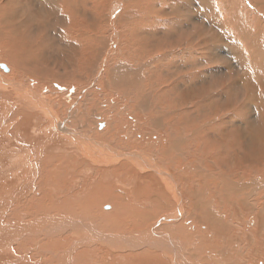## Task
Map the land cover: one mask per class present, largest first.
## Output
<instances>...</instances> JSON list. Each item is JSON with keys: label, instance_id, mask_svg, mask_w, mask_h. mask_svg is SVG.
<instances>
[{"label": "bare ground", "instance_id": "6f19581e", "mask_svg": "<svg viewBox=\"0 0 264 264\" xmlns=\"http://www.w3.org/2000/svg\"><path fill=\"white\" fill-rule=\"evenodd\" d=\"M0 53V264L60 199L63 264H264V0H0Z\"/></svg>", "mask_w": 264, "mask_h": 264}, {"label": "rangeland", "instance_id": "374dc122", "mask_svg": "<svg viewBox=\"0 0 264 264\" xmlns=\"http://www.w3.org/2000/svg\"><path fill=\"white\" fill-rule=\"evenodd\" d=\"M206 19H209L208 18V16L206 15ZM3 55L0 53V61H1V65H2V63H3V58H4V56L2 57ZM72 63V62H71ZM3 64H5V63H3ZM1 70L3 71L4 69H2L1 68ZM29 71V72H26V71ZM25 75H27V76H29V75H33L32 76V78H34V80L36 81L35 83H36V86H45V84H46V87H47V89H46V91L48 92V93H46V94H50V92H51V95H53V97L54 98H57L59 95H61L60 93H61V91H62V89H61V87L59 86V84H58V82H56V83H52V80H50L49 78H47V77H42V76H37V74L36 73H34V71H30V70H28L27 68H25L24 69V71H22ZM31 73V74H30ZM30 77V76H29ZM46 79V80H45ZM51 83H50V82ZM53 84H57V85H54L53 86ZM60 87V88H59ZM55 89V90H54ZM51 90V91H50ZM59 90V91H58ZM50 91V92H49ZM9 91H7V92H5V93H3L2 92V95H3V97H6V98H3L4 100L5 99H7V97L9 98L10 97V94L8 93ZM1 94V93H0ZM57 94V95H56ZM2 95H0V98L2 97ZM4 95H7V96H4ZM55 95V96H54ZM78 98H80V97H78ZM2 99V98H1ZM80 101V99L78 100V101H74V100H71V98H69V100H67V102H64V103H66L65 104V106L66 107H68V110H67V116H66V118L65 119H69V117H68V115L72 112V110L75 108V107H78L77 106V104H75V102H79ZM70 102V103H69ZM60 103V104H59ZM72 103V104H71ZM52 103H50V107L52 106L51 105ZM57 107L54 109L53 107H51V109L52 110H58L59 108V110H58V112H62L63 113V111H64V109H63V106H62V103L60 102V101H58L57 103ZM75 106V107H74ZM37 107H39V105H37ZM73 108V109H72ZM71 109V110H70ZM5 113H4V112ZM15 111H17V110H7L6 109V111H5V109H2V113L4 114V116H6V118H8V119H11V120H8V119H6V120H8V121H6L7 122V124L8 125H10V124H14L13 125V127H12V132H16V130H18L17 131V133L20 135V133H22L23 132V129H25L26 128V126L29 124V125H34V126H37L38 127V129L40 130V129H44V128H41V127H44L45 126V124L46 123H40V122H42V120L44 119V118H42L41 117V115H37V116H35V117H33V119L32 118H30L29 120H28V123H27V119L29 118V117H25V115H23V114H20L19 112L17 113L16 112V114H14L13 115V113H15ZM7 112V113H6ZM12 113V114H10V113ZM59 113L60 115L62 114V113ZM12 116V117H10V116ZM16 115V116H15ZM21 115H23L22 116V120H25V121H22L21 119H20V117L19 116H21ZM9 116V117H8ZM39 116V117H38ZM18 117V118H17ZM13 118V119H12ZM16 118V121H14V119ZM24 118V119H23ZM38 118H40L41 119V121L38 119ZM20 119V120H19ZM37 119V120H36ZM13 120V121H12ZM36 120V121H35ZM79 122L80 121H83V122H86L85 121V118L84 119H82V117H81V119H80V117H79V119H77ZM10 121V122H9ZM12 121V122H11ZM30 121V122H29ZM39 122V125H36V122ZM14 122V123H13ZM18 122V123H17ZM24 123V122H26V126H25V124H22V123ZM17 123V124H16ZM20 123V124H19ZM31 123H33V124H31ZM23 125V126H22ZM28 125V126H29ZM20 128V129H18V128ZM25 127V128H24ZM14 129V130H13ZM21 131V132H20ZM17 134V137L18 138H20V136ZM21 139V138H20ZM21 142H23L22 140H21ZM53 164V165H52ZM1 166V165H0ZM54 168H53V167ZM49 167H50V172H49V176H50V178H52L53 180H55V182L57 181V179H56V175H55V171H57L59 168H60V166H56L54 163H50V165H49ZM52 168V169H51ZM74 172V171H73ZM52 173V174H51ZM75 173V172H74ZM144 173H149V171H146L145 170V172ZM70 174H71V171L69 170L68 171V173L65 175L66 176V179L67 180H70L71 179V176H70ZM79 181L78 180H75V181H73L71 184L72 185H75V184H77ZM36 197L38 196V195H35ZM188 199V198H187ZM186 199V203H185V210H187L188 212L190 211H194L195 210V208H194V206L192 205V204H190V201H188ZM7 199H5V203H7ZM32 202V204L33 203H35L34 201H31ZM51 202V207H50V209L47 211L46 210V212H45V210H44V208H41V207H39L38 205H37V208H33V211H32V209H31V211L34 213V214H36V215H38V216H43V215H46V216H50L51 214H52V216H50V218L54 221V224L51 226V227H53V228H46V230L45 229H43L41 226L39 227V225L38 226H35L32 230H29V229H20V231H19V233H23L22 235H23V237H30L31 238V240L32 241H34L35 243H37V242H39V243H42V247L44 248V250L47 252L46 254L49 256H47V260L50 262V263H55V264H59L61 261H63L64 262V259H61V255H62V252L64 251V246L66 245V244H68V242L70 241V240H74V237L73 236H71V230L69 229V228H66V227H64L63 225H61V224H57V222L56 221H58L59 220V218H62V219H65V218H68V219H73L74 217L72 216V214H70L69 212V210H62V205H63V202H62V200L60 199L59 201H56V200H51L50 201ZM78 205V204H77ZM54 207V208H53ZM109 207V206H108ZM108 207H106V208H108ZM42 209L44 210V211H42ZM51 210H52V212H51ZM60 210V211H59ZM64 213V214H63ZM58 214H59V216H58ZM68 214H69V216H68ZM55 215V216H54ZM54 217V218H53ZM93 223H94V226L95 227H100V225L102 226V224L103 223H101V222H92V223H90L91 224V226L92 227H94L93 226ZM95 223H101V224H98V226H97V224H95ZM86 224H89V223H86ZM89 224V225H90ZM249 227V226H248ZM57 228V229H56ZM46 232H45V231ZM64 231V232H63ZM249 231H250V233H253V230L251 229V227H249ZM50 232V233H49ZM66 232H69V233H66ZM105 231H101L100 232V234H102V235H104V234H107L108 232H105ZM44 235V236H41V235ZM25 235V236H24ZM33 236V237H31V236ZM38 235V236H37ZM47 236V237H46ZM59 236V237H58ZM65 236V237H64ZM67 236V237H66ZM69 236V237H68ZM201 236V235H200ZM36 238V240H35V238ZM41 237V238H40ZM44 237V238H43ZM33 238V239H32ZM49 238V239H48ZM58 238V239H57ZM66 238V239H65ZM69 238V239H68ZM46 239V240H45ZM54 239H55V241H54ZM39 240V241H38ZM46 241V243H45V241ZM48 240H49V243H48ZM58 240H60V241H58ZM68 241V242H67ZM58 242V243H57ZM51 243V244H50ZM53 243H54V245H56V246H58V247H60V249H55L54 247H53ZM109 243H117V244H119V245H121V246H125L124 245V243L125 242H123V241H121V240H119V239H115L114 241H109ZM64 244V245H63ZM112 245H116V244H112ZM174 246V245H173ZM48 249H47V248ZM63 249H62V248ZM175 248H178L177 247V245H176V247ZM37 249V248H36ZM39 249V248H38ZM79 249V250H78ZM77 250H76V253H79L82 249L81 248H78ZM51 250V251H50ZM58 251V252H57ZM54 254H52V253ZM93 254V255H92ZM57 255H59V256H57ZM90 258L92 259V261H94L95 262V264H104V263H106V264H110L111 263V258L109 257L108 259H106V260H108V261H110V262H108V261H105L104 263H100V261H101V259H99L98 258V254H95V253H93V252H91V254H90ZM94 256V257H93ZM65 258H67V260H70L71 261V264H86L85 263V261L84 260H82V259H79L80 257L77 255V254H75V253H73V252H70L67 256H64ZM71 257V258H70ZM75 260H74V259ZM58 261H57V260ZM72 259V260H71ZM77 259V260H76ZM93 259H95V260H93ZM97 259V260H96ZM46 260V261H47ZM56 262H55V261ZM75 261V262H74ZM63 262H61V264H63ZM77 262V263H76ZM25 263V259L24 258H22V259H20V260H18L17 262H15L14 264H24ZM178 263V262H177ZM176 263V264H177ZM69 264V263H68ZM172 264H175V262L174 263H172Z\"/></svg>", "mask_w": 264, "mask_h": 264}]
</instances>
